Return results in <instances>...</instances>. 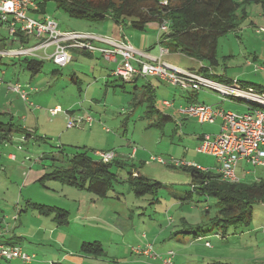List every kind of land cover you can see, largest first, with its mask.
I'll return each mask as SVG.
<instances>
[{"label":"rangeland","instance_id":"rangeland-1","mask_svg":"<svg viewBox=\"0 0 264 264\" xmlns=\"http://www.w3.org/2000/svg\"><path fill=\"white\" fill-rule=\"evenodd\" d=\"M46 14L54 18L63 31L92 32L116 40L125 34L136 48L158 55L162 46L160 40L165 33L162 32L159 38L156 29L147 27L139 30L127 24L120 29L109 16L105 20L77 18L54 1L47 4ZM40 15L43 17L44 13ZM240 20L236 29L220 37L219 64L212 71L225 76L229 82L221 81L215 75L209 78L229 85L239 81L243 89L253 87L255 92L264 95V9L252 5L248 7L247 16ZM0 36H11L7 24L1 26ZM34 43L35 40L29 44L15 43L12 47ZM52 51L53 48L50 53ZM70 51L73 59L68 65L60 66L51 59H45L42 71L34 76L22 65L19 57L11 59L0 54V77L3 78L0 85V123L13 128L10 139H1L4 131L0 130V217L5 219L1 227L13 228L16 223L9 217L28 214L26 201L36 188L23 187L28 170L30 167L45 172L53 169L50 162L43 159V153L59 156L58 153L64 149L65 153L72 155L83 147L98 160L100 157L96 150H114L115 158H125L128 164L124 168L113 167L117 178L106 198L60 180H39L36 189L44 188L45 195L40 200L43 204L56 203V206L70 211L71 216L73 211L83 209L86 212L87 208L96 213L94 219L81 222L85 225L73 221L68 229H64L66 241H69L65 247L62 241L49 243V249L40 244L32 247L41 259L46 254L57 253L61 257L70 253L83 254L84 257L80 261L66 260L62 264H160L159 259L135 250L137 245L147 247L152 244L159 254L174 250L175 264H264V204L254 206L250 226L234 227L224 234L209 223L220 208L218 200L192 191L190 173L168 166L173 160L185 162L190 159L208 163L210 168L218 166L216 157L197 151L199 135L216 130V124L201 123L181 114L180 105L197 102L244 113L253 103L224 96L209 87L183 89L157 76L140 78L137 82L140 86L150 81L156 87V107L173 117L172 121L161 126H150L145 115L147 106L142 100L143 89L138 90L134 83L113 75L112 70L118 65L116 62L106 60L100 52ZM163 59L177 68L199 70L201 67L197 59L183 53L171 52ZM202 65L208 66L206 63ZM18 82L27 89L30 86L37 89L28 94V101L10 88ZM123 82L125 88L122 87ZM164 100L173 105H166ZM57 105L61 106V112L52 115L51 109ZM68 108L78 114L90 113L94 118L92 125L83 120L78 127L69 128L65 118ZM26 129L30 135L26 134ZM133 148H138V158L130 156ZM10 149L16 156L12 157V162L7 159ZM153 156H161L168 163L152 160ZM63 164L58 162L56 165ZM244 165L250 173L243 176V180L254 182L264 179V166L242 161L238 168ZM132 170L152 181H161L162 187L157 193L137 197L127 180ZM189 193L191 198L186 196ZM70 203H74L73 206H69ZM80 203H84V208H80ZM47 218V224H50L51 218ZM198 224L206 226L196 238V229L192 227ZM180 230L184 231L176 233ZM94 241L102 244L103 255L82 252L83 243ZM206 242L211 245H206ZM47 259L46 264L54 260Z\"/></svg>","mask_w":264,"mask_h":264},{"label":"trees","instance_id":"trees-1","mask_svg":"<svg viewBox=\"0 0 264 264\" xmlns=\"http://www.w3.org/2000/svg\"><path fill=\"white\" fill-rule=\"evenodd\" d=\"M50 1L56 2L71 16L77 18L105 20L109 16L120 25H131L139 30H146L150 22H158L160 25L166 21L168 31L162 35L161 45L167 47L170 53H183L206 63L208 66L199 68L202 73L209 77L219 76L221 81L228 82L229 80L225 76L212 72L213 67L219 64L220 37L238 27L240 19L248 14L249 5L256 4L264 9V0H168L167 4H164L163 0H37L40 14H46L47 4ZM3 24L5 23L0 21V28ZM21 41H27V39L21 38ZM15 43L20 44L16 38L0 36V49L12 48ZM19 58L22 65L33 76L42 71L44 60L28 56H19ZM73 79L76 80V77ZM138 79L140 78L132 82L135 83L134 87L137 89L140 86L137 84ZM122 87L125 88L124 82ZM141 88L143 89L142 100L147 106L145 115L149 118V125L161 126L172 121V115L166 114L156 107V87L147 82ZM156 114L157 117H155ZM0 130L4 131L1 139H7L13 128H8L0 123ZM24 131L30 135L27 129ZM58 154L59 156L43 153V159L50 162L53 169L47 171L40 181L42 182L44 179L60 180L66 184L83 188L101 198L108 197L109 192L114 188L117 174L113 167L124 168L128 164V161L118 158L110 162L96 160L90 155L89 150L83 147L72 155L65 153L64 149ZM58 162H64L63 166H57ZM180 165L170 163L168 166L179 167L190 173L192 191L201 196L214 197L218 200L220 208L217 214L210 219V224L215 225L224 234L231 228L237 229L251 225L254 206L264 204V179L260 178L254 182L243 180L231 182L221 179L220 174L213 170L202 171L195 166ZM127 180L132 185L137 197L157 193L163 184L159 180L152 181L141 173L138 175L133 170L129 172ZM186 196L191 198L192 194L189 193ZM27 205L42 215L52 216L59 225L69 222L70 211L62 207L31 201H28ZM205 226V224H198L192 227L196 229L194 233L196 238L200 236L198 232ZM182 231L184 230L176 233ZM185 231L187 230L185 229ZM81 250L95 256L104 254L99 241L85 242L82 244ZM1 262L8 264V261L2 260L0 264ZM12 264L14 263L12 262ZM35 264L40 263L37 261ZM50 264L60 263L52 260Z\"/></svg>","mask_w":264,"mask_h":264},{"label":"built area","instance_id":"built-area-1","mask_svg":"<svg viewBox=\"0 0 264 264\" xmlns=\"http://www.w3.org/2000/svg\"><path fill=\"white\" fill-rule=\"evenodd\" d=\"M163 3L167 4L168 0H163ZM34 12H39L37 0H0V21L8 25L12 38H16L20 44H29L35 40V43L30 46L22 45L4 49L0 51L1 56L51 59L60 66H66L73 59L70 49H82L90 53L100 52L106 60L118 64L112 70V74L125 82L157 76L183 89L199 90L209 87L224 96L252 102V106L244 113L227 111L205 103L191 102L180 105L181 114L196 118L201 123H215L218 119L222 120L219 132L205 133L197 147L199 153L216 157L218 166L212 169L193 162L178 160H173L171 163L195 166L202 171L213 170L220 174L221 179L231 182L240 180L237 168L242 161L255 166H264V95L255 92L253 87L242 89L239 81L229 85L212 80L199 70L177 68L163 59L170 53L169 49L163 45L160 46L158 55L136 48L125 34L122 39L116 40L92 32L63 31L59 28V23L51 16L45 14L42 18H38L33 14ZM167 30L168 23L165 21L159 26V38L161 33ZM21 38L27 41H21ZM52 48L53 51L50 53ZM2 83L3 78L0 77V85ZM10 88L20 93L26 101H28V94L35 89L32 86L27 89L19 82ZM164 103L168 106L173 105L168 100H164ZM60 111V106L51 109L54 115ZM66 114L69 128L78 127L83 120L90 125L94 121L91 114H78L71 111H67ZM133 149L135 153L137 148ZM96 154L105 162H110L116 157L114 150L96 151ZM152 160L163 164L168 163L161 156H153ZM206 245L211 244L206 242ZM135 250L139 254L159 259L160 264H175L174 250L159 254L152 244L147 247L137 245ZM2 260L8 261V264H12L15 260H18L20 264H35L38 261L35 253L27 252L22 246L0 241V261Z\"/></svg>","mask_w":264,"mask_h":264},{"label":"crops","instance_id":"crops-1","mask_svg":"<svg viewBox=\"0 0 264 264\" xmlns=\"http://www.w3.org/2000/svg\"><path fill=\"white\" fill-rule=\"evenodd\" d=\"M252 5H256V4H252ZM252 5H249L248 7H250ZM34 14H38L37 17L38 16L41 17L40 13H35L34 12ZM40 17H38V18H40ZM118 25L120 26V29H122V26L123 27L125 26V24L124 25L118 24ZM159 26L160 25H159L158 22H150L147 25V27L157 30L156 34H157L158 37H159ZM199 65L200 66H204V65H202V62H200V61H199ZM148 78H146V79H148ZM147 82L151 83L150 81H146L145 83H147ZM141 89H142L141 86H139L138 90H141ZM34 90H37V89H33L32 91H34ZM57 106H60V105H57ZM67 111L75 112V110L72 109V108H68L65 112H67ZM86 113H88V112H86ZM57 114H55V115H57ZM81 114H83V113H81ZM88 114H90V113H88ZM65 118L67 119V115L65 116ZM218 120H217L218 122L216 121L215 123H213V124H216L217 129L216 130L213 129L211 131H207L208 133L212 134V133L219 132L222 120L221 119H218ZM207 132H203L202 134L199 135L200 143L202 141L203 134H205ZM8 137H9V139L12 138V132L10 133V135H8ZM11 150L12 149L7 151V159L12 162V160H13L12 157L15 156V154L13 155ZM96 151H98V150H96ZM138 153H139V150L137 148L135 153H134V150H132L130 156L132 158H138V156H137ZM117 157H119V156H117ZM140 158H143V156L140 157ZM123 160H126V159L124 158ZM140 160H142V159H140ZM188 162H193V163L200 164V165L203 164L202 166H204V167L208 166L207 168L211 167V166H209L208 163H205V162L204 163H199V162L195 161V159H190ZM216 162H217V159H216ZM245 166L246 165H244L240 169L238 168L239 172H240L239 173L240 174L239 175L240 176L239 177L240 180H243L244 179L243 176L248 175L250 173L249 170H247ZM212 168H213V166H212ZM5 170H6V168H5ZM133 171H135V173L138 174V175L140 174V172H137L136 170H133ZM46 172L43 169H40V168L33 169V167H30V169L28 170V172L26 174L27 177L22 182L23 183V187H27L28 189H32L33 187L37 188L36 185L40 183L39 182L40 178L42 176H44V174H46ZM237 172H238V170H237ZM243 181H245V180H243ZM36 188H34L33 193H31L29 195V197H28V199L26 201V211H27L28 214H26L25 216H22L21 214H19L20 215L19 217L13 215L14 218H13V216L9 217V219H12V221L14 223H16V224L13 225V228L12 227L8 228V226L7 227H1V226H3V223L5 222V219L0 217V241L6 242V243H12V244L20 245L27 252H30L32 254L33 253L37 254L35 252L36 249L32 248V247H36L35 246L36 244H40V246H44L45 249H49V247H48L49 243L55 242L56 244H59V242L62 241L63 242V246L65 247L68 244L69 241H66L65 237H67V234H64V231H65L64 229H68L69 226L72 223H74L75 221H77V223L79 225H85V224H82L81 222L85 223L84 221H90V220L95 218L94 215L96 213L91 212L90 211L91 209L87 208L86 212H84L83 209H80L78 211L77 210L73 211V216H71V213H70L69 222L64 224V225L57 224L56 220H54L51 216H47V217L51 218L50 224H47L49 222H47L48 220H46V219H48L46 217V215H42V214L38 213V211L36 209L28 207V205H27L28 201L36 202V203H42V201H40V200H41V198H44V195H45V192L43 191L44 188H39V189H36ZM22 190H23V188H22ZM91 201H93V199H91ZM87 203L90 204L89 202H87ZM95 203H97V202H95ZM52 204L55 205L56 203H52ZM73 204L74 203H70L69 206H73ZM80 208H84V203H80ZM29 209H32L33 211L32 210L29 211ZM6 218H8V217H6ZM47 236H49V238ZM36 257H37V260L39 261L40 264H46V262H48V260H49L47 258H52V259H54L53 261L59 262L60 264H62L63 261H66V260L67 261H70V260L80 261V259L82 257H84V256H83V254L73 255V254H70V253H68V254L66 253V254H64L63 256L60 257L59 255H57V253H53L51 256L46 254L44 256L45 259L44 258L41 259V257H39L38 255H36ZM13 263L14 264H20L19 261H17V260L14 261ZM159 263H160V260H159Z\"/></svg>","mask_w":264,"mask_h":264},{"label":"bare ground","instance_id":"bare-ground-1","mask_svg":"<svg viewBox=\"0 0 264 264\" xmlns=\"http://www.w3.org/2000/svg\"><path fill=\"white\" fill-rule=\"evenodd\" d=\"M242 88V87H241ZM243 89V88H242Z\"/></svg>","mask_w":264,"mask_h":264}]
</instances>
